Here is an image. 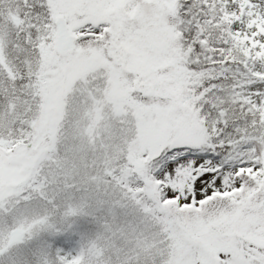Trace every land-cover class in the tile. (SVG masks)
I'll return each mask as SVG.
<instances>
[{"label":"snow or ice","instance_id":"obj_1","mask_svg":"<svg viewBox=\"0 0 264 264\" xmlns=\"http://www.w3.org/2000/svg\"><path fill=\"white\" fill-rule=\"evenodd\" d=\"M0 264H264V0H0Z\"/></svg>","mask_w":264,"mask_h":264}]
</instances>
